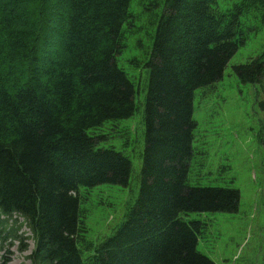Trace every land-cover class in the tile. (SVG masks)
<instances>
[{"label":"trees","instance_id":"1","mask_svg":"<svg viewBox=\"0 0 264 264\" xmlns=\"http://www.w3.org/2000/svg\"><path fill=\"white\" fill-rule=\"evenodd\" d=\"M232 2H162L149 57L130 61L148 69L139 196L85 257L80 188L127 187L132 172L128 156L101 145L107 123L137 111L136 84L118 66L131 0H0L1 247L25 252L32 239L31 264H215L197 250L206 223L183 215L236 212L240 201L231 188L188 184L195 93L245 45L242 17L264 18V0ZM233 71L264 83V54Z\"/></svg>","mask_w":264,"mask_h":264},{"label":"rangeland","instance_id":"2","mask_svg":"<svg viewBox=\"0 0 264 264\" xmlns=\"http://www.w3.org/2000/svg\"><path fill=\"white\" fill-rule=\"evenodd\" d=\"M163 1L131 0L133 18L123 27L126 48L118 57V66L136 84L137 111L128 120L107 123L102 129L105 138L101 145L128 156L132 172L127 187L80 188L85 242L93 246L84 251L85 257L102 241L115 235L139 196L148 69L144 65L136 67L130 61L149 57ZM232 3V0H218L215 7L224 11ZM241 20L247 37L245 45L230 60L223 78L198 89L194 98L193 119L197 128L188 184L231 188L240 195L236 212L183 215L187 221L206 223L197 250L215 264H264V83L243 84L233 71L234 66L264 54V18L251 13ZM20 234L31 236L27 227ZM25 243L28 245L25 252L20 251L18 241L12 246L10 241L0 245V264L7 259V264H31L29 256L35 248L34 241Z\"/></svg>","mask_w":264,"mask_h":264}]
</instances>
